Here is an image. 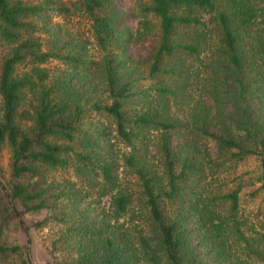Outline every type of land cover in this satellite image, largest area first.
Returning <instances> with one entry per match:
<instances>
[{
	"label": "trees",
	"instance_id": "16d2710c",
	"mask_svg": "<svg viewBox=\"0 0 264 264\" xmlns=\"http://www.w3.org/2000/svg\"><path fill=\"white\" fill-rule=\"evenodd\" d=\"M139 1L130 25L115 0H0V149L11 154L7 180L0 174V264H32L27 227L25 244L2 238L13 219L42 213L33 227H57L46 247L55 264H264V223L242 230L240 186L211 192L192 150V140L209 143L213 168L254 157L253 196L264 202V0ZM55 13L86 17L96 49L109 51L87 58L59 26L30 21ZM144 43L148 78L172 79L155 89L157 107L133 77L129 49ZM200 55L213 84L198 92L209 99L186 119L168 116V101L177 106L189 88L186 58ZM179 134L191 138L181 159ZM57 170L73 180L50 179Z\"/></svg>",
	"mask_w": 264,
	"mask_h": 264
},
{
	"label": "rangeland",
	"instance_id": "374dc122",
	"mask_svg": "<svg viewBox=\"0 0 264 264\" xmlns=\"http://www.w3.org/2000/svg\"><path fill=\"white\" fill-rule=\"evenodd\" d=\"M43 0H25V2L29 4H39ZM61 2L73 1V0H58ZM147 1V0H143ZM116 4L119 8L123 9L129 16V24H133V16L138 13L137 5L140 2L139 0H115ZM48 18H32L30 21L34 22V24L41 28L43 26L44 21H50L52 26L60 27V37L65 42H69L71 44L72 50L78 48H83L86 51L87 58H91L94 60H100L106 54V51H109L107 48L105 51H99L96 49L94 45V41H92L90 36V22L89 20L81 15L73 14L70 16H60L55 14H51L50 16H46ZM35 36H39L42 38L43 47H47L45 39V34L37 31ZM74 51V52H75ZM149 44L144 43L141 45H136L129 49V54L131 56L132 62L131 66L134 69L133 77L138 81L136 83L137 87L141 90H145L148 94V102L154 107H157L159 104V97L155 94V89L162 86H171L172 79L167 80L165 77L158 76L155 78H148L147 68H146V60L148 57ZM63 52V51H62ZM176 61L170 60L167 67L174 66ZM46 66L51 67L52 69H59L62 71L67 70V67L59 64L57 61H50L46 64ZM207 62L200 55L198 61L192 60L190 58H186L185 67L189 69L190 72V83L189 88L178 98L179 101L176 102L177 106H173L171 101H168V109L167 115L172 116L178 119L184 118L186 119L188 110L190 109V104L194 101L200 100H208L209 98L203 93H199V89L202 85L210 86L213 84L212 79L209 75V69L207 67ZM105 99H103L104 101ZM137 108L142 106V103L136 104ZM264 119V110L261 114ZM105 122L104 119L101 120ZM180 136H175V143L173 146H176V152L179 158H182V154L184 153V148L180 144L183 142L190 141V137L188 140L186 136L183 134H179ZM183 136V138H181ZM194 147L192 150H195L196 158L202 159L204 158L205 162H200L202 167V177L204 179L200 180L201 184L209 185L207 189H211V192H222L226 193V191L233 190L234 187L240 186L238 193V208L239 212L243 216L245 220V227H242V230L253 229L255 231H261L258 229L259 224L264 223V202L261 201L259 193L253 194L256 192V187L258 186L256 182L257 178V160L254 157H249L241 162H228L223 164L220 167L213 168V165L218 164L219 160L213 161L212 158V147L209 143H206L202 139L192 140ZM143 153V152H141ZM147 160L153 164L155 169L159 172L161 169L159 167V155L155 151L153 147H149L146 151ZM10 150L8 147H4L0 149V174L7 180L9 174V163H10ZM208 156V157H206ZM210 163L207 164L206 162ZM180 162L177 161L176 172L179 170ZM201 170V169H199ZM49 178L56 179V181L62 180V178H69L73 180L70 175V171L62 172L61 170L53 171L49 174ZM120 178L125 182L126 188L135 189L134 179L130 177V175L125 171L122 172ZM137 189V188H136ZM174 206H170V210H172ZM132 210H135L132 209ZM46 213L42 214H29L22 215L20 218L13 219L10 225L8 232L2 238V241L6 244H25L26 243V235L24 228L25 226L28 228V234L31 240L30 249H31V257L32 264H55L57 262L56 255H50L48 250L46 249L47 244H49L50 240L54 238V233L57 230V227L54 225H50V227H46L43 229H35L33 226L36 222L43 220L46 217ZM121 222V220L119 221ZM263 232V230H262ZM232 242V241H231ZM240 245L233 246V250L236 255L239 253ZM61 259V258H60ZM258 264V263H254Z\"/></svg>",
	"mask_w": 264,
	"mask_h": 264
}]
</instances>
